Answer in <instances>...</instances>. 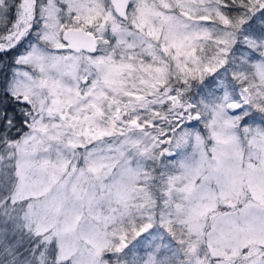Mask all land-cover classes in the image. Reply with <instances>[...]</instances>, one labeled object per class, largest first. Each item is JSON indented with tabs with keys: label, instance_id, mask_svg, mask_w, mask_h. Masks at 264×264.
Listing matches in <instances>:
<instances>
[{
	"label": "snow or ice",
	"instance_id": "obj_1",
	"mask_svg": "<svg viewBox=\"0 0 264 264\" xmlns=\"http://www.w3.org/2000/svg\"><path fill=\"white\" fill-rule=\"evenodd\" d=\"M0 264H264V0H0Z\"/></svg>",
	"mask_w": 264,
	"mask_h": 264
}]
</instances>
